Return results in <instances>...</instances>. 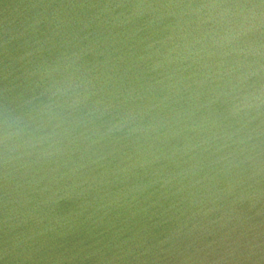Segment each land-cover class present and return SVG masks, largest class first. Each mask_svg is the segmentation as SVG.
<instances>
[{
  "label": "water",
  "instance_id": "obj_1",
  "mask_svg": "<svg viewBox=\"0 0 264 264\" xmlns=\"http://www.w3.org/2000/svg\"><path fill=\"white\" fill-rule=\"evenodd\" d=\"M0 264H264V0H0Z\"/></svg>",
  "mask_w": 264,
  "mask_h": 264
},
{
  "label": "clouds",
  "instance_id": "obj_2",
  "mask_svg": "<svg viewBox=\"0 0 264 264\" xmlns=\"http://www.w3.org/2000/svg\"><path fill=\"white\" fill-rule=\"evenodd\" d=\"M5 140H7V136H5Z\"/></svg>",
  "mask_w": 264,
  "mask_h": 264
}]
</instances>
